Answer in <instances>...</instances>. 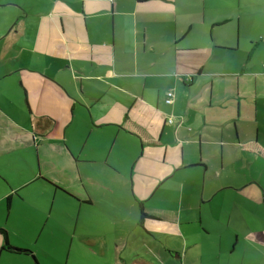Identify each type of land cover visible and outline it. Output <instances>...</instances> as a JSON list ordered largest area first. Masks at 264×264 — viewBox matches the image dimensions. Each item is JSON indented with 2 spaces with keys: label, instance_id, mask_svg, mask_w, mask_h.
Instances as JSON below:
<instances>
[{
  "label": "crops",
  "instance_id": "obj_1",
  "mask_svg": "<svg viewBox=\"0 0 264 264\" xmlns=\"http://www.w3.org/2000/svg\"><path fill=\"white\" fill-rule=\"evenodd\" d=\"M252 25L264 0H0V264H264Z\"/></svg>",
  "mask_w": 264,
  "mask_h": 264
},
{
  "label": "rangeland",
  "instance_id": "obj_2",
  "mask_svg": "<svg viewBox=\"0 0 264 264\" xmlns=\"http://www.w3.org/2000/svg\"><path fill=\"white\" fill-rule=\"evenodd\" d=\"M253 9L260 10L257 7H254ZM230 29H231V27H230ZM253 36H258L257 40L260 41V44L263 43L264 42V28H258V27H255L253 25L250 26L249 29L246 31L245 37L242 38V40H241V49L242 50H245L248 48V46L250 45L249 44L250 38ZM255 57L259 58V59H264V47H261L258 49V51L254 54V58ZM7 214H8V210H7L6 202L0 203V222L2 224L6 222L5 219L8 217ZM12 216H11V219H12ZM11 219H10V221H12Z\"/></svg>",
  "mask_w": 264,
  "mask_h": 264
},
{
  "label": "trees",
  "instance_id": "obj_3",
  "mask_svg": "<svg viewBox=\"0 0 264 264\" xmlns=\"http://www.w3.org/2000/svg\"><path fill=\"white\" fill-rule=\"evenodd\" d=\"M143 217H146V214L143 213ZM2 249L6 250L8 252H12V253H24V254L32 255V252H30L29 250H22V249H18V248L12 247L6 242H5V245L3 246ZM33 259H34V263L35 264H40L39 261L35 258V256H33Z\"/></svg>",
  "mask_w": 264,
  "mask_h": 264
},
{
  "label": "built area",
  "instance_id": "obj_4",
  "mask_svg": "<svg viewBox=\"0 0 264 264\" xmlns=\"http://www.w3.org/2000/svg\"><path fill=\"white\" fill-rule=\"evenodd\" d=\"M167 95L168 96H167V99H166V103L170 104L172 102L173 93L169 92ZM172 122L173 121L170 119L169 123H172Z\"/></svg>",
  "mask_w": 264,
  "mask_h": 264
}]
</instances>
